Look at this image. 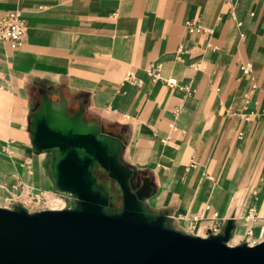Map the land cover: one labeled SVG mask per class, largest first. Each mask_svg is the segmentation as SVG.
I'll list each match as a JSON object with an SVG mask.
<instances>
[{
  "label": "crops",
  "instance_id": "1",
  "mask_svg": "<svg viewBox=\"0 0 264 264\" xmlns=\"http://www.w3.org/2000/svg\"><path fill=\"white\" fill-rule=\"evenodd\" d=\"M17 10L22 47L0 42V207H22L10 202L22 184L58 191L53 154L32 143L47 101L119 139L132 188L174 228L207 237L217 215L234 220L231 244L249 229L264 240V0H0V16ZM150 65L176 87L152 83Z\"/></svg>",
  "mask_w": 264,
  "mask_h": 264
},
{
  "label": "water",
  "instance_id": "2",
  "mask_svg": "<svg viewBox=\"0 0 264 264\" xmlns=\"http://www.w3.org/2000/svg\"><path fill=\"white\" fill-rule=\"evenodd\" d=\"M31 128L34 148L54 155L56 189L77 205L37 213L0 207V264H264V240L229 245L233 219L219 235L200 237L152 213L143 204L149 188L131 186L119 139L53 111L47 101L32 115ZM95 166L117 183L121 208H113L97 183Z\"/></svg>",
  "mask_w": 264,
  "mask_h": 264
},
{
  "label": "built area",
  "instance_id": "3",
  "mask_svg": "<svg viewBox=\"0 0 264 264\" xmlns=\"http://www.w3.org/2000/svg\"><path fill=\"white\" fill-rule=\"evenodd\" d=\"M186 31L189 34H207L210 31L204 29L198 22H187L185 24ZM27 33V25L22 18L20 11H13L6 16H0V42L7 44L11 50H19L24 42ZM240 70L244 76L249 77L251 80V87L248 93L245 95L246 104L250 103L251 96L257 89V85L253 78V70L250 64H245L240 67ZM148 77L152 83L163 82L168 87H176V82L172 80H164L161 76L160 65H150L147 70ZM187 93L191 91L188 89ZM247 119L250 116H245ZM194 166V164H193ZM21 193L15 195L10 199V202H15L22 206L24 209H28L29 213H37L42 211H62L66 209H73L70 204L71 200H75L74 196L70 193H64L60 191H41L30 186L21 185ZM259 217L256 209L251 208L248 210L247 215L244 218L246 223H256ZM227 221L219 219L217 215L213 218L211 225V235H219L222 233ZM254 232L252 229L246 232V242L250 246L256 245L251 241ZM230 246H234L229 242Z\"/></svg>",
  "mask_w": 264,
  "mask_h": 264
},
{
  "label": "rangeland",
  "instance_id": "4",
  "mask_svg": "<svg viewBox=\"0 0 264 264\" xmlns=\"http://www.w3.org/2000/svg\"><path fill=\"white\" fill-rule=\"evenodd\" d=\"M54 158V155L52 156V160ZM94 174L100 179L102 182L104 181L106 184L105 190L109 194V197L111 198V204L113 205V208H121L122 206V198H121V192L116 182L109 179L106 172L100 171V168L98 166H95L94 168ZM70 204L73 208L76 207V201L71 200ZM235 243V242H232Z\"/></svg>",
  "mask_w": 264,
  "mask_h": 264
}]
</instances>
